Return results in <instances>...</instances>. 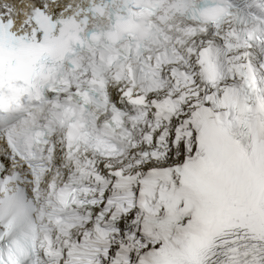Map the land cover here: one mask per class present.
<instances>
[{
  "label": "snow or ice",
  "instance_id": "obj_1",
  "mask_svg": "<svg viewBox=\"0 0 264 264\" xmlns=\"http://www.w3.org/2000/svg\"><path fill=\"white\" fill-rule=\"evenodd\" d=\"M0 264H264V0H0Z\"/></svg>",
  "mask_w": 264,
  "mask_h": 264
}]
</instances>
